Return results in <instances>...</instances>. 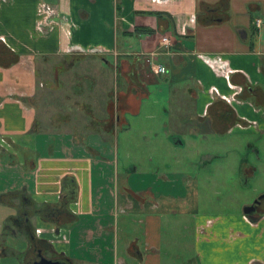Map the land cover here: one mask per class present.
Masks as SVG:
<instances>
[{"label": "crops", "instance_id": "1", "mask_svg": "<svg viewBox=\"0 0 264 264\" xmlns=\"http://www.w3.org/2000/svg\"><path fill=\"white\" fill-rule=\"evenodd\" d=\"M242 2L0 0V264L34 245L68 264H264V212L199 204L264 171V0ZM250 147L254 163L221 152ZM67 184L58 221L35 213Z\"/></svg>", "mask_w": 264, "mask_h": 264}, {"label": "rangeland", "instance_id": "2", "mask_svg": "<svg viewBox=\"0 0 264 264\" xmlns=\"http://www.w3.org/2000/svg\"><path fill=\"white\" fill-rule=\"evenodd\" d=\"M235 5L237 6L238 10L240 9V7L242 6V0H235ZM117 6V4H116ZM116 22H118L120 20V14L119 11H117L116 9ZM57 62H61L62 64L64 63V60L61 59H56ZM56 71L55 69L52 70H48L47 72V77H52V78H56L57 76H62L64 74V66L62 67V70H60V68H58ZM166 73V72H165ZM164 74V73H163ZM64 76V75H63ZM60 87V92L62 95H64V81L62 86ZM56 88V87H55ZM54 88V89H55ZM53 89V90H54ZM257 140L259 142H261L260 139H258V137L256 136H250L249 137V141L252 142L253 146L257 145L256 142ZM259 144V143H258ZM245 149V148H244ZM133 153L137 152L139 153V151H132ZM225 157H226V161H230V162H234L236 163V160L234 159H239L240 157H242L244 160H250V162L254 163V157H256V152H254L253 148L250 147L249 149L246 150H241V149H234V150H229L226 149V151H221ZM262 157H264V155H262ZM216 168V167H215ZM235 171L236 173V166H231L229 167V165L226 167V169H224L223 171H220V173L222 175L225 176H229L231 175L233 172ZM264 171H262L257 177L259 180H254V179H249L246 182H241L239 180L238 177L234 176L233 181H231V179L228 181H224V183H220V182H212L211 185L210 183H208V187L210 188V186L212 187V193L208 194L209 191L207 192V197L203 200L199 201L200 206H202V208H207V210H211L213 212H233V211H238L240 212L241 209H243L244 205L249 201L251 202V200L256 197L257 195L261 194L260 191H262L264 189ZM262 176V177H261ZM233 177V176H231ZM226 179V178H225ZM5 206V211L4 207ZM34 211L29 212L30 216H33ZM9 214L8 211V206H6L5 204H0V222H1V218L4 216L7 217ZM2 229H3V224H2ZM0 230H1V225H0Z\"/></svg>", "mask_w": 264, "mask_h": 264}, {"label": "trees", "instance_id": "3", "mask_svg": "<svg viewBox=\"0 0 264 264\" xmlns=\"http://www.w3.org/2000/svg\"><path fill=\"white\" fill-rule=\"evenodd\" d=\"M117 11H119L120 6L117 4L116 6ZM156 16H161L158 12L154 13ZM168 29L173 31V27L171 26V22L168 23ZM147 32H151V30H147ZM74 186L71 184L66 185L65 192L63 191L58 203L56 204H43L42 206H39L38 209L35 211L36 214H38L42 219L48 220L51 222L58 221L59 218L64 214V211L68 205L69 202H71L74 199ZM28 216V215H27ZM26 217V216H25ZM29 228V225H28ZM33 231V230H32ZM32 231H29V237L32 236ZM31 241V239H30ZM33 243V240H32Z\"/></svg>", "mask_w": 264, "mask_h": 264}, {"label": "flooded vegetation", "instance_id": "4", "mask_svg": "<svg viewBox=\"0 0 264 264\" xmlns=\"http://www.w3.org/2000/svg\"><path fill=\"white\" fill-rule=\"evenodd\" d=\"M245 209H249L250 211L247 210V213H245L246 216H248L251 220H256L262 212H264V194L263 195H259L258 197L254 198L251 203L248 205V207L246 206ZM28 226V217H24L23 220L18 221L17 225L24 226V225ZM25 227V226H24ZM24 230V228H22ZM32 249L35 251V258L32 260V263L34 261H38L40 260L41 257H45L48 259L49 258L48 255H45L43 252H41V248H37L34 246H32ZM52 260H59V259H54L52 258ZM30 263V264H32Z\"/></svg>", "mask_w": 264, "mask_h": 264}, {"label": "built area", "instance_id": "5", "mask_svg": "<svg viewBox=\"0 0 264 264\" xmlns=\"http://www.w3.org/2000/svg\"><path fill=\"white\" fill-rule=\"evenodd\" d=\"M255 24L259 26L260 20L256 19ZM160 39H161V44L166 48H168L172 44L168 36H161ZM145 60L147 64L150 66L151 70L156 74H163L167 71L164 64L159 63L154 59V53H150V55L146 57Z\"/></svg>", "mask_w": 264, "mask_h": 264}, {"label": "water", "instance_id": "6", "mask_svg": "<svg viewBox=\"0 0 264 264\" xmlns=\"http://www.w3.org/2000/svg\"><path fill=\"white\" fill-rule=\"evenodd\" d=\"M245 208H244V212L245 213H247V210L250 211L249 209H245ZM32 264H68V263L67 262H62V261H59V260H51V259H48V258H45V257H41L40 260L34 261Z\"/></svg>", "mask_w": 264, "mask_h": 264}]
</instances>
